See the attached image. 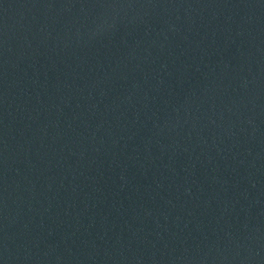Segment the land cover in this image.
<instances>
[{
	"label": "water",
	"instance_id": "obj_1",
	"mask_svg": "<svg viewBox=\"0 0 264 264\" xmlns=\"http://www.w3.org/2000/svg\"><path fill=\"white\" fill-rule=\"evenodd\" d=\"M0 264H264V0H0Z\"/></svg>",
	"mask_w": 264,
	"mask_h": 264
}]
</instances>
